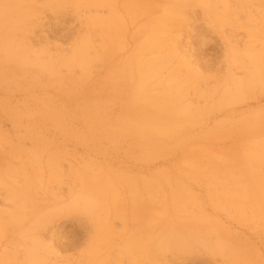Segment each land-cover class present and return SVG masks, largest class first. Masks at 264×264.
Wrapping results in <instances>:
<instances>
[{"label": "rangeland", "instance_id": "374dc122", "mask_svg": "<svg viewBox=\"0 0 264 264\" xmlns=\"http://www.w3.org/2000/svg\"><path fill=\"white\" fill-rule=\"evenodd\" d=\"M213 3L248 53L183 102L127 74L139 38L174 31H113L106 82L103 0H0V264H264V0ZM191 6L185 39L223 69Z\"/></svg>", "mask_w": 264, "mask_h": 264}, {"label": "bare ground", "instance_id": "6f19581e", "mask_svg": "<svg viewBox=\"0 0 264 264\" xmlns=\"http://www.w3.org/2000/svg\"><path fill=\"white\" fill-rule=\"evenodd\" d=\"M103 1L106 15L103 18L102 49L105 60L104 79L106 82L109 81L112 73L114 74L112 76L118 75L116 72L118 66L112 67L109 61L113 50L111 47L113 45L112 32L114 31L118 35L119 29L124 31L128 26L129 28L130 26H134V31L130 35L132 39H136L140 35L141 29H147L149 36L151 34L163 35L166 32L171 34L174 31V35L171 34L168 39L165 38L161 42L156 43L158 45L151 44L149 40L142 42L143 38L141 40L139 38L135 47L133 46V52L126 60L130 65L127 73L128 77L134 81L136 79L134 77L137 76L141 80L138 82L141 87L150 85L154 92L158 91L154 85H165L164 87H166L169 83L173 84V82L176 83L177 81L183 85L187 84L188 87L184 90L185 92H181V101H191V99L185 96L200 93L203 89L211 86L215 87V84L222 81L225 84L228 78H233L237 74L238 68H243V55L248 53L246 45L241 41L242 39L240 40V38L236 37L234 27L230 26L223 29L220 26L226 21L225 18L221 17L220 12H225L227 7L229 8L227 4L222 6V10H218V7L213 3V1L215 2L217 0H163L156 9L147 8L146 6L138 9L130 6L134 3L130 4L125 0ZM193 1H196L202 7L203 13L207 16H213L211 20L215 19L217 22L216 25H219L221 31L225 33L221 37L225 46L222 52V57H224L225 61L223 69L219 67L214 68L211 53L204 52L203 50L198 51L194 45L185 39L184 32L190 24L189 13L196 12L192 6L188 8L189 10L185 8L187 4H191ZM240 13L244 15L243 18L238 11L236 15L245 21L247 19L246 14L242 10H240ZM192 27L194 26L192 25ZM211 27L213 30H220L215 26ZM239 27L244 28V22ZM195 34L202 36V43L205 42L204 40L207 39L208 35L207 33L203 35L201 29L196 30ZM169 41H172V43ZM239 46H243V49L240 50ZM116 62L119 63V60ZM225 68H227V71L224 70ZM205 71L209 73L206 74L204 73ZM179 76L183 80H178ZM197 87L200 88L198 89ZM226 87L229 88L230 85H226ZM198 96L200 95L198 94Z\"/></svg>", "mask_w": 264, "mask_h": 264}]
</instances>
